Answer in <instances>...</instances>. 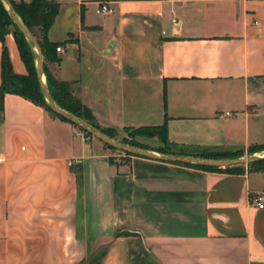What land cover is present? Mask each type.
Masks as SVG:
<instances>
[{"label":"crops","instance_id":"obj_1","mask_svg":"<svg viewBox=\"0 0 264 264\" xmlns=\"http://www.w3.org/2000/svg\"><path fill=\"white\" fill-rule=\"evenodd\" d=\"M54 1L62 51L45 62L101 128L166 122L189 153L264 145V0ZM6 46L27 74L13 33ZM76 129L5 95L0 264H264L263 170L127 157Z\"/></svg>","mask_w":264,"mask_h":264},{"label":"trees","instance_id":"obj_2","mask_svg":"<svg viewBox=\"0 0 264 264\" xmlns=\"http://www.w3.org/2000/svg\"><path fill=\"white\" fill-rule=\"evenodd\" d=\"M19 16L22 18L24 23L32 30L34 35L38 37V41L42 48V52L45 60L59 61L58 57H53L51 55L52 49H57L59 43H52L48 41L47 33L52 24L54 23L58 13L60 5L54 0H11ZM12 27L14 28L13 34L17 41L21 57L26 64L27 74H18L14 71L10 53L8 47L6 46V36L12 32ZM36 28H39L41 36L35 31ZM0 41L3 43V52H2V83H1V96H0V118L2 117L4 109V97L7 93L21 95L37 105L44 107L50 113L74 124L69 121L67 118L55 113L48 105L45 95L42 91L41 82L38 76L37 64H36V54L32 48V45L25 37L24 33L19 29L15 24L13 17L9 13L6 5L2 0H0ZM44 70L47 80V85L50 89V92L56 102L63 109L74 113L77 116H80L94 126L100 128L102 131L107 133L113 138H117L116 129H103L101 128L94 117L92 110L86 106L80 98L74 94V84L69 81H64L58 79L53 72L48 68L46 62L44 63ZM76 127L78 125L74 124ZM81 130L83 128L79 127ZM85 131V130H84ZM89 136H93L91 133L85 131ZM137 136H145L148 138H157L161 142V146L158 148H152L147 144H143L137 140ZM118 139V138H117ZM123 142L129 143L132 145L140 146L145 149L154 150L157 152L165 154H191L199 155L202 157H211V158H238L244 156L243 150L236 151H214L207 152L201 151L196 153H189L185 148L180 147L179 145L173 144L169 141L168 138V128L167 123L165 122L162 125L158 126H141L136 129H133L131 132V138L122 139ZM105 144V143H104ZM112 150L117 149L112 146L105 144ZM264 151V145H256L249 148V154H255V152ZM122 152V151H120ZM125 153V152H124ZM127 157L133 155L125 153ZM111 162L114 163L116 158L112 156L110 158ZM127 161H129L127 159ZM184 164L192 167L202 168L206 170H226V171H235L242 170L243 166H233L226 168H213L205 167L200 165H192L185 163ZM249 166L252 169H259L264 171V159L258 160L252 163H249ZM134 232L124 231L120 234L128 235L133 234ZM83 264V263H82Z\"/></svg>","mask_w":264,"mask_h":264},{"label":"water","instance_id":"obj_3","mask_svg":"<svg viewBox=\"0 0 264 264\" xmlns=\"http://www.w3.org/2000/svg\"><path fill=\"white\" fill-rule=\"evenodd\" d=\"M2 1L6 5L11 16L13 17L15 24L24 33L25 37L30 42L33 50L35 51L38 76L41 82L42 91L45 95L49 107L55 113L67 118L69 121L83 128L85 131L91 133L98 140L112 146L118 151L129 153L133 156H141L145 158L171 162V163H185V164L200 165V166L213 167V168L233 167L243 164H249L264 159V154H258V153L245 155L238 158H211V157H202L199 155H191V154H165L154 150L145 149L140 146L125 143L120 139L113 138L104 131H102L100 128L94 126L88 120L63 109L56 102L47 85V80L44 70L45 59L39 41L35 37L32 30L24 23L22 18L19 16L11 0H2ZM114 45L115 42H111L109 44V47L112 48L114 47Z\"/></svg>","mask_w":264,"mask_h":264},{"label":"rangeland","instance_id":"obj_4","mask_svg":"<svg viewBox=\"0 0 264 264\" xmlns=\"http://www.w3.org/2000/svg\"><path fill=\"white\" fill-rule=\"evenodd\" d=\"M38 29L36 28L35 31H37ZM14 31V28L12 27V32L13 33ZM36 37V36H35ZM38 40V39H37ZM138 127H127V128H124L123 130H117V138L122 140L124 138H131V132L133 129H136ZM83 132H85L84 130H82ZM91 137H94V136H91ZM137 140L143 144H147L149 145L150 147L151 146H158L159 145V141L157 140H152L154 138H148V137H145V136H137L136 137ZM255 153H264V151H258V152H255ZM244 155H251V154H244Z\"/></svg>","mask_w":264,"mask_h":264},{"label":"built area","instance_id":"obj_5","mask_svg":"<svg viewBox=\"0 0 264 264\" xmlns=\"http://www.w3.org/2000/svg\"><path fill=\"white\" fill-rule=\"evenodd\" d=\"M176 1H187V0H176ZM97 12L102 15L110 14L114 12V9L107 4L106 2H102L98 9ZM57 51H62V48L60 46L57 47ZM77 133L85 134L87 137L89 136L86 132H83L79 127L76 129ZM254 204L258 208H264V197L262 194L257 195L254 199Z\"/></svg>","mask_w":264,"mask_h":264}]
</instances>
